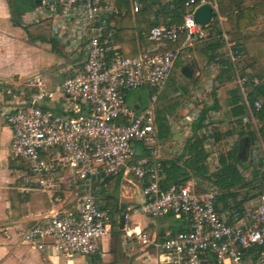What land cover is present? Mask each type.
Wrapping results in <instances>:
<instances>
[{"label": "built area", "instance_id": "1", "mask_svg": "<svg viewBox=\"0 0 264 264\" xmlns=\"http://www.w3.org/2000/svg\"><path fill=\"white\" fill-rule=\"evenodd\" d=\"M210 3L220 23L216 0H188L183 23L154 26L149 45L140 53L124 56L117 41L114 17L120 13L116 0H41L38 21H46L54 39L63 48L61 65L64 81L58 90L66 113L42 106L54 96L39 73L28 77V98L19 101L20 88L5 89L11 101L4 113L13 129L11 155L27 166L28 177L38 187L53 185L56 168L70 167L75 181L89 187L98 175L132 173L141 183L143 200L135 212L155 218L186 216L189 228L165 238L161 247L173 264H264V194L235 222H227L218 210L219 191L212 184L195 183L163 188L158 166L140 156L136 142L154 153L158 147L156 104L164 90L178 55L205 42L211 36L209 25L198 24L195 10ZM141 8L134 0V10ZM182 43L171 48L170 43ZM226 49L222 55L233 66V80L240 88L247 112L242 125L259 122L254 111L262 108L264 97L252 103L250 93L264 86V77L249 76L240 68L244 53L234 40L222 33ZM146 88L150 100L140 110L127 102V93ZM185 122H188L187 120ZM237 126V123H234ZM211 134V125L208 127ZM264 161V141L260 139ZM212 157H209L211 160ZM218 165V157L215 162ZM264 185V163H263ZM90 189V187H89ZM83 195L78 213H55L25 229L21 238L36 243L46 238L67 255L91 256L102 253L103 239L110 232L109 212L102 210L98 196L89 190ZM142 238L148 241L146 234ZM257 248L255 259L248 253Z\"/></svg>", "mask_w": 264, "mask_h": 264}, {"label": "crops", "instance_id": "2", "mask_svg": "<svg viewBox=\"0 0 264 264\" xmlns=\"http://www.w3.org/2000/svg\"><path fill=\"white\" fill-rule=\"evenodd\" d=\"M161 1L166 3L171 0ZM140 5L142 7L141 3ZM157 7L158 5L154 9ZM130 8L134 14L136 12L134 0H130ZM41 12V0H0V110H2L0 117V264H173L170 262L169 255L161 247V243L165 238L188 229L189 219L186 216L176 215L155 218L135 212L134 208L143 200L142 187L138 179L129 172H122L119 200L116 210L109 213L110 232L103 239L102 253L91 256L67 255L56 247L55 240L52 238L36 243H25L22 240L21 234L25 229L42 222L46 217L55 213L78 210L81 198L89 189V187H81L85 193L77 199L73 198V191L70 187L57 186L58 181L64 183L68 179V174L74 176L70 167L56 168L51 187H38L28 177L26 164L11 155L13 129L4 116L11 101L5 89L8 87L21 89V98L18 102L15 101V104H22L28 98L29 90L25 87L27 79L39 72L27 66L25 53L28 48L31 49L27 46L34 43L29 37L27 27L38 22ZM213 22H217L220 29L225 32L223 23H220L217 17ZM209 39H218L223 43L218 49L219 55H222L226 49L222 34L213 33ZM144 40L139 38L137 41L138 53L149 45V40ZM209 41L199 43L180 53L183 59L179 67L183 74L197 85L202 84V81L206 79L205 66L206 68L209 65L219 66V57L214 61H209L210 52L206 44ZM35 43L41 44L42 42ZM118 44L121 47L119 41ZM48 45L53 52L51 45ZM61 63L62 61L59 62L60 65ZM61 66L63 68L64 65ZM63 81L64 78L61 83L52 88L43 79L45 87L55 93L52 98L43 101L42 106L65 114L66 111L61 105V93L58 91ZM4 85L7 87L4 88ZM144 105L145 101L141 99L132 108L138 111ZM228 110V106L221 104L219 110L212 111L209 125L218 126L224 121L235 123L236 118L230 119ZM212 116L215 118L212 119ZM237 142L239 155L245 158L254 144H249L247 137H239ZM152 155L154 159H159L161 156L157 149ZM168 158L174 157L170 155ZM62 172L64 175L61 174ZM247 177L252 179L251 175ZM207 181L203 178H194L190 183H195L200 187L207 185ZM12 192L16 194L13 196ZM20 195H28V197L22 198ZM244 208L245 210L248 208L246 204ZM218 209L229 223L235 222L239 216L230 199L224 205L218 203ZM143 234L148 236V241L142 238ZM244 264L253 263L251 259H247Z\"/></svg>", "mask_w": 264, "mask_h": 264}, {"label": "trees", "instance_id": "3", "mask_svg": "<svg viewBox=\"0 0 264 264\" xmlns=\"http://www.w3.org/2000/svg\"><path fill=\"white\" fill-rule=\"evenodd\" d=\"M120 13L114 17L117 29V40L121 44V52L124 56H133L139 52L137 41L139 38L148 39L151 29L162 24H181L188 13L185 3L188 0H171L163 3L161 0H138L142 7L134 14L130 8V0H116ZM201 0H196L198 4ZM219 13L226 17L223 22L224 31L231 40L236 41V45L244 53L247 64L243 66V72L249 76H264V0H216ZM158 5L156 9L154 7ZM215 13V17H217ZM262 16V18H260ZM211 36L213 33L222 34L217 22L209 25ZM27 32L33 42L48 43L53 52L63 55V48L56 39L53 38L50 26L45 21H38L27 27ZM139 36V38H138ZM210 40V41H209ZM183 41L180 37L178 42L170 43L171 48L179 46ZM209 61L219 57L220 70L216 75L219 82L233 80V66L223 55H219L218 49L223 43L218 39H208ZM145 42V40H144ZM149 43V42H148ZM180 54L178 55L172 73L179 68ZM170 78L161 92L156 104V126L158 130V140L166 141L172 135L171 118L179 120L182 116L180 110L184 98L190 92V87L195 82L180 73L177 81ZM185 80H184V79ZM7 85H4L6 88ZM213 103L211 105L203 103L197 117L191 123L190 135L186 139L182 152L174 158L154 159L152 151L144 148L141 142H136V147L140 156L147 157L159 168L161 174L160 184L163 188L172 185H186L194 178H203L211 183L219 191L218 203L226 204L227 200H232L234 208L239 217L245 211L244 205L252 199L264 194L263 172L260 169L254 171V178L244 175L243 170L248 169L244 157L239 155V144L234 143L225 153L218 157V165L211 170L209 165L210 153L209 143L213 140L220 142L224 135L219 131L208 133L209 117L212 111H217L221 107L219 96L213 91ZM258 96L264 97V86L255 88L250 93V100L253 103ZM229 107V118H236L237 126L227 131L226 136L238 134L240 138L247 137L249 144H255L262 139L264 141V102L262 108L255 110V116L259 122L258 130L253 125H242L241 116L247 112L242 93L238 86L229 90V97L226 101ZM260 174V176H259ZM122 179V171L111 175H98L93 177L89 186L92 192L98 196L99 205L102 210L114 212L119 200V188ZM257 183V185H256ZM251 187L257 189L256 193L249 195ZM13 193V192H12ZM16 193H13V196ZM28 197V195H20ZM19 196V197H20ZM20 197V198H21ZM13 198V197H12ZM21 198V199H22ZM217 203V206H218ZM219 210V209H218ZM75 214L78 213L74 209ZM236 221V220H235ZM233 223V222H232ZM255 259L257 248L248 251Z\"/></svg>", "mask_w": 264, "mask_h": 264}, {"label": "rangeland", "instance_id": "4", "mask_svg": "<svg viewBox=\"0 0 264 264\" xmlns=\"http://www.w3.org/2000/svg\"><path fill=\"white\" fill-rule=\"evenodd\" d=\"M31 49H27L25 53V57L27 58V66L32 67L34 71L39 72L44 81L50 86L55 87V85L61 83L63 77V73L61 72V65L59 64L60 61L63 60V55L55 54L51 51L50 47L46 43L36 44L31 43L29 46ZM183 56V55H182ZM182 56L179 57L180 62L182 61ZM23 57V55H22ZM247 59L244 57L243 61L240 62V68L246 65ZM204 70L207 75H205V80L202 81V84H194L190 87V92L188 95L185 96L183 104L180 108L182 112V116L179 120H174L171 118V128H172V135L166 141H159L158 142V153L161 155L160 158H168L170 155L173 157H177L181 154L184 143L188 138L190 132V125L194 120L196 115L199 114L201 110V106L203 103L211 105L213 103V91H216L217 95L219 96L220 103L222 106H226V101L229 97V90L234 86H237L234 80L231 82L223 81L219 82L215 77L218 74L220 67L218 65L212 66L209 65L207 68L204 67ZM180 73L183 74L181 68L179 67L177 71L175 70L172 73V79L177 81L180 77ZM258 76V75H257ZM264 77V76H263ZM262 78V77H261ZM184 79V78H183ZM212 79V80H211ZM185 80V79H184ZM188 83L193 82L192 80H186ZM205 84V85H204ZM204 85V86H202ZM203 89V90H202ZM204 95V96H202ZM145 101V105L148 104L150 100V94L146 88H134L130 92L127 93V102L132 107L140 101L141 99ZM188 116V117H187ZM215 116H212L214 119ZM188 122H185V121ZM234 122L229 123L228 121H224L220 125H211L212 133L215 131H219L224 138L220 142L211 141L208 145V150L210 155L213 159L209 160V165L211 170L216 167V158L219 157L221 153H225L229 148L232 147L234 143H237L239 136H226L227 131L234 128ZM255 128V127H254ZM256 129V128H255ZM211 133V134H212ZM238 135V134H237ZM245 159V164L248 166V169L243 170L244 175H251L254 178V171L263 169V159L261 155L262 147L261 143L258 140L257 143L251 147ZM64 175V173H61ZM263 174V173H262ZM260 176V174H259ZM67 180L62 183L61 181L57 182V186L59 187H70L73 191V198H79L85 193L81 187H88L87 182L83 180L75 181V177L72 174L67 175ZM196 182L198 180L196 179ZM207 185H212L210 181H207ZM206 185V184H205ZM257 189L255 187H251L249 191V195L256 193ZM259 201V197L249 200L246 203V206L249 208L252 205L256 204Z\"/></svg>", "mask_w": 264, "mask_h": 264}, {"label": "water", "instance_id": "5", "mask_svg": "<svg viewBox=\"0 0 264 264\" xmlns=\"http://www.w3.org/2000/svg\"><path fill=\"white\" fill-rule=\"evenodd\" d=\"M214 9L210 3L200 5L194 12V19L198 24L203 26L209 25L214 19ZM0 110V117H1Z\"/></svg>", "mask_w": 264, "mask_h": 264}]
</instances>
